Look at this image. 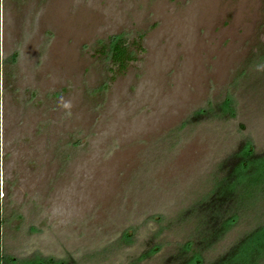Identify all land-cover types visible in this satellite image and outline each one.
<instances>
[{
    "label": "rangeland",
    "instance_id": "obj_1",
    "mask_svg": "<svg viewBox=\"0 0 264 264\" xmlns=\"http://www.w3.org/2000/svg\"><path fill=\"white\" fill-rule=\"evenodd\" d=\"M246 144L264 156V0H0V264H168ZM252 178L206 260L264 229Z\"/></svg>",
    "mask_w": 264,
    "mask_h": 264
},
{
    "label": "trees",
    "instance_id": "obj_2",
    "mask_svg": "<svg viewBox=\"0 0 264 264\" xmlns=\"http://www.w3.org/2000/svg\"><path fill=\"white\" fill-rule=\"evenodd\" d=\"M109 48V53L106 52V54H108L112 71L122 73L135 60L124 37L113 39ZM102 53L105 51L102 50ZM205 113L206 111L202 110L199 114L203 116ZM232 161L227 165L226 170L229 173L223 179L224 181H220L216 190L206 201L192 209L202 217L199 231L193 239L180 247L177 257L171 259L168 264H256L258 260L263 259L264 229L238 241L221 258L214 261L206 260V254L235 226L238 212L246 198H243V195H248L246 190L250 184L249 178L254 176L261 179L264 175V156L255 155L251 144H246L240 149L233 156ZM229 165H232L231 168H228Z\"/></svg>",
    "mask_w": 264,
    "mask_h": 264
}]
</instances>
